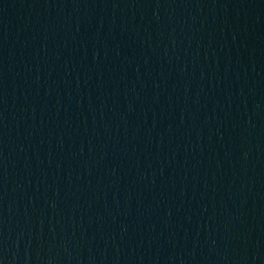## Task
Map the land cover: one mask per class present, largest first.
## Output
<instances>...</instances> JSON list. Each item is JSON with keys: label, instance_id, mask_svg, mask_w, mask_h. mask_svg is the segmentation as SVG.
I'll return each mask as SVG.
<instances>
[{"label": "water", "instance_id": "obj_1", "mask_svg": "<svg viewBox=\"0 0 264 264\" xmlns=\"http://www.w3.org/2000/svg\"><path fill=\"white\" fill-rule=\"evenodd\" d=\"M0 264H264V0H0Z\"/></svg>", "mask_w": 264, "mask_h": 264}]
</instances>
